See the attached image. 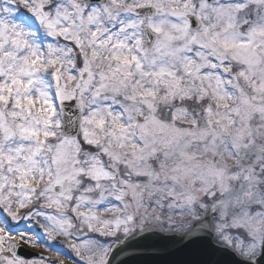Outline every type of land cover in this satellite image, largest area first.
Here are the masks:
<instances>
[{
	"label": "snow or ice",
	"instance_id": "obj_1",
	"mask_svg": "<svg viewBox=\"0 0 264 264\" xmlns=\"http://www.w3.org/2000/svg\"><path fill=\"white\" fill-rule=\"evenodd\" d=\"M0 264H264V0H0Z\"/></svg>",
	"mask_w": 264,
	"mask_h": 264
}]
</instances>
